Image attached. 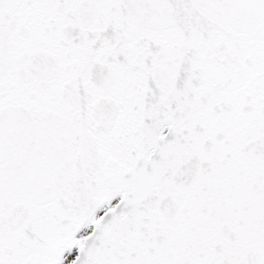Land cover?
Listing matches in <instances>:
<instances>
[{
  "label": "snow or ice",
  "instance_id": "snow-or-ice-1",
  "mask_svg": "<svg viewBox=\"0 0 264 264\" xmlns=\"http://www.w3.org/2000/svg\"><path fill=\"white\" fill-rule=\"evenodd\" d=\"M0 264H264V0H0Z\"/></svg>",
  "mask_w": 264,
  "mask_h": 264
}]
</instances>
